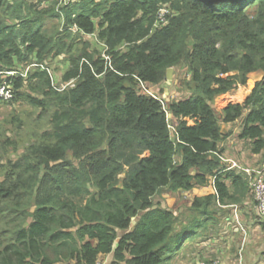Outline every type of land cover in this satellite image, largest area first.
<instances>
[{
	"label": "trees",
	"instance_id": "trees-1",
	"mask_svg": "<svg viewBox=\"0 0 264 264\" xmlns=\"http://www.w3.org/2000/svg\"><path fill=\"white\" fill-rule=\"evenodd\" d=\"M36 3L0 0V75L17 72L0 85L13 91L9 102L50 122L1 168L0 264H97L109 254L110 264H165L185 240L204 237L217 218L211 206L250 192L246 175L222 162L220 143L222 123L241 120L238 138L264 153V0ZM57 56L63 88L47 69ZM178 66L189 70L187 95L165 104L141 92ZM253 72L263 74L250 94L218 114L213 100ZM0 136L1 152L16 154L21 142ZM211 177L215 192L190 207L206 220L184 223L155 200Z\"/></svg>",
	"mask_w": 264,
	"mask_h": 264
},
{
	"label": "rangeland",
	"instance_id": "rangeland-1",
	"mask_svg": "<svg viewBox=\"0 0 264 264\" xmlns=\"http://www.w3.org/2000/svg\"><path fill=\"white\" fill-rule=\"evenodd\" d=\"M29 4H34L37 6L36 1L37 0H26ZM63 3H68L69 0H62ZM70 1H79V0H70ZM168 9V8H167ZM169 10V9H168ZM55 21L53 18L47 19V24L46 26L51 27L52 24H54ZM163 23V22H162ZM166 23V22H164ZM163 23V24H164ZM89 40H93L91 36H85ZM94 42L101 47V44L98 43L96 40ZM78 46V44H77ZM103 51V50H102ZM48 72L51 73L54 85H60L61 88L65 87L67 84L62 81V75L64 71L66 70V65L63 64V58L62 56H57L54 61L51 63V66H49ZM188 68L185 66H178V67H172V73H171V79L169 80L167 84V73L165 75V80L159 84V85H150L148 91H150L154 96L157 98H161L163 102L166 104L170 101L177 100L181 97H184L187 95V92L185 91L186 88L184 89L183 83L189 79V72ZM262 72H253L248 75L247 83L244 85H239L235 89L231 90L228 93L222 94L218 97H216L213 102H212V107L213 109L220 114L222 111V108H224L226 105L229 103H241L244 101V99L250 94L251 90L253 89L256 81L260 80L262 77ZM8 74H3L0 76H6ZM144 92L145 91H141ZM146 94V93H145ZM0 100V134L9 136L14 138L15 140H19L21 144H19L18 150L16 154L13 152L11 153L10 149L8 152H1L0 150V179L2 178V170L3 165L6 163V159L9 155H12L14 159L16 156L20 153H22V146L25 145L29 139L30 133L33 131H38L39 133L43 132L47 128H50V122L46 124L42 123V120H46V118L42 115H40V111L33 108L30 105L25 104L24 102H9L7 104H3ZM19 120L22 121V124H18L17 122H14L13 120ZM168 120L170 125H173L175 123V119L171 118L168 116ZM190 120V119H189ZM231 126V125H230ZM241 126V120H238L237 122H234L232 124V127H230L231 135L230 137L225 138L224 140L221 141L220 146L221 148H224L223 156L224 160H226V157L231 159L230 165L236 169L237 172H243L245 175L244 168H252L255 166H259L264 162V153L259 154L258 156H252L250 152V147H249V142L239 140L238 137L235 134V130L240 129ZM228 124H223L222 123V130H227ZM0 136V140H1ZM222 162L225 164V166H228L229 164L228 161H223ZM236 162V165H239L243 167V169H239L235 166H233V163ZM248 183H249V178L246 175ZM122 178V176H121ZM212 185H213V177L209 178ZM211 183L207 184L206 186L201 185V186H196L194 189H197L199 196H207L211 193H208L209 191H213L211 187ZM197 198L194 195V191L191 189L189 191L185 192H178V193H171V192H164L160 196H156L155 200L159 201L164 207L170 208L175 212V214L179 217L180 221L186 223L188 218L192 215L195 214L199 216V218H203L204 220L208 219L206 216H200L199 211H193L191 205L193 204V200ZM248 203H251L253 205V198L249 192L248 196L245 199ZM237 205V211L239 212L242 208L238 204ZM218 206V205H217ZM250 208V207H249ZM247 206H245L243 209L246 211V215L250 214L251 216V209H249ZM254 208V207H253ZM211 209H215V206H211ZM233 211L235 208H232ZM254 210V209H252ZM255 212V210H254ZM256 213V212H255ZM239 215V213H238ZM259 216V215H258ZM260 217V216H259ZM240 218V216H239ZM261 219H264L260 217ZM199 221H195L194 224H197ZM213 218L208 219L206 222V228L204 230V237H198L196 240L199 241L200 244H208L209 249L206 251L202 252V258L207 261L211 260H216L215 256H212L213 258H210L211 255H213V242L210 241L213 239V237L210 239H204L209 233L210 235H213ZM263 229V228H262ZM262 234H264V229L262 230ZM214 230L217 231L216 227H214ZM257 234V235H256ZM182 234L180 236V241L182 240ZM256 237L258 235L261 236V232L257 230L255 232ZM248 237V231H246V234L243 235V241H237L238 242V248L236 251H234V256L237 258L239 256V251L242 249V255L245 252V238ZM203 239V240H201ZM218 239V238H217ZM241 240V238H240ZM236 241V239H235ZM221 242V240H220ZM243 242V243H242ZM180 244V242H178ZM198 243V244H199ZM178 244V245H179ZM177 245V246H178ZM229 245V244H225ZM225 247L224 245H222ZM230 250L235 248V246L231 247L229 245ZM199 253V250L197 249L196 245H194V242L189 243L186 245V247L182 248L181 251L176 250L172 255L169 261H167L165 264H191L192 258L194 254ZM230 256V254L228 255ZM232 256V254H231ZM106 256H102L101 259H99L98 264H110V257L107 259L105 258ZM234 257V258H235ZM244 258V257H243Z\"/></svg>",
	"mask_w": 264,
	"mask_h": 264
},
{
	"label": "crops",
	"instance_id": "crops-1",
	"mask_svg": "<svg viewBox=\"0 0 264 264\" xmlns=\"http://www.w3.org/2000/svg\"><path fill=\"white\" fill-rule=\"evenodd\" d=\"M187 121H188V124H192V120L187 119ZM232 124L233 123L228 124V128H227L226 132L224 130L225 133L231 131L230 127H232ZM235 131H236L235 134L238 137L240 129H237ZM230 135H231V132H229V134H228V136H226V138L230 137ZM252 156H258V155L253 154ZM222 160L228 161V162L231 161V159H229L228 157H226V160H224V157H223ZM234 163H236V162H234ZM227 165H228L227 166L228 169H235L234 167L231 166L232 164L230 165V162ZM235 167H237L239 169L243 168L239 165H237ZM208 183L209 184L211 183L210 179H209ZM206 185H204V186H206ZM211 187H212L213 191H211V192L209 191L208 193L212 194L215 192L214 185H212V183H211ZM194 188L192 189L194 191V195L196 197H201V196H199L198 193H202V192H198V190L194 189ZM217 205L215 206L217 218L215 220H213V222L215 223V224H213V226L216 227L217 231L214 230V227H213V235H210V233H209L204 238V239H209V237H210V239H211L213 237V239H211L210 241L213 242V246H215V248H213V255H211L210 258H213L212 256H215V259L219 260L223 264H237L238 258H236L234 256V251H236V249L239 246L238 242L243 240V235H245L246 231H248V237L245 238V243H246L245 244V252L242 255L244 257L243 264H264V234H262V231H261L262 228L264 229V219H261L258 216V214L255 213L256 211L254 212V210H252V209H254L253 205L251 203H248L246 200H244L242 203L238 204L242 208L238 212L239 216H240V221H239L240 231H239V228L238 229L236 228L237 223H234V219L232 216L234 214L233 213L234 211L232 208L237 207V205H234V206L230 205V204L229 205H218V206ZM245 206H247L248 208L250 207L249 209H251V212H252L251 216H250V214H248V215L245 214L246 211H245V209H243ZM197 217H199V216H197ZM199 219H202V218H199ZM257 230L259 231V233L261 232V236L258 235L256 237L257 234L255 235V232ZM194 238L193 239L192 238L187 239V240H185V242L183 241L184 242L183 248L186 247V245H188L189 243L194 242V245H196L197 249L199 250V253L194 254L192 261H194V262L204 261V258H202L201 255H202L203 251H206L209 249V246H208V244H200L199 243L200 240L199 239H198L199 241L196 240V238H198L197 236H195ZM240 238H241V240H240ZM235 239H236V241H235ZM201 240H203V239H201ZM220 240H221V242H220ZM225 244H229L231 247L235 246V248L230 250L229 245H225ZM222 245H224L225 247H223ZM229 254H230V256H228ZM231 254H232V256H231ZM103 256H106L105 258L107 259V257L108 258L110 257V254L109 255H103ZM57 264H65V263H57Z\"/></svg>",
	"mask_w": 264,
	"mask_h": 264
},
{
	"label": "built area",
	"instance_id": "built-area-1",
	"mask_svg": "<svg viewBox=\"0 0 264 264\" xmlns=\"http://www.w3.org/2000/svg\"><path fill=\"white\" fill-rule=\"evenodd\" d=\"M167 13H168V10L166 8L161 9L159 12L158 20L163 23L166 22L165 15ZM16 73L17 72L15 71L6 72V74L8 75H14ZM25 74H26V71H24L22 75L24 76ZM149 86L150 85L146 83L145 84L141 83L140 85L141 89L145 91L146 94L154 96L150 91H148ZM12 98H13V91L9 87L5 86V84H1L0 85V99L4 101H8ZM233 166H237L236 163H233ZM244 171L249 178L248 185H249L250 194L253 198L254 210L260 217L264 218V162L260 164L259 166H255L252 168H244ZM233 213L234 214L232 216L234 219V223H237V227L236 226L235 227L238 229L240 226L239 225L240 218H239L236 207ZM239 231H240V228H239ZM241 251L242 249L238 253L239 256H237L238 258L237 264H243V261H244ZM191 264H223V263L220 262L219 260H211V261H196V262H192Z\"/></svg>",
	"mask_w": 264,
	"mask_h": 264
},
{
	"label": "water",
	"instance_id": "water-1",
	"mask_svg": "<svg viewBox=\"0 0 264 264\" xmlns=\"http://www.w3.org/2000/svg\"><path fill=\"white\" fill-rule=\"evenodd\" d=\"M166 73H167L166 79H167V84H168L169 80L171 79L172 68H168ZM120 185L121 184H118V186Z\"/></svg>",
	"mask_w": 264,
	"mask_h": 264
},
{
	"label": "bare ground",
	"instance_id": "bare-ground-1",
	"mask_svg": "<svg viewBox=\"0 0 264 264\" xmlns=\"http://www.w3.org/2000/svg\"><path fill=\"white\" fill-rule=\"evenodd\" d=\"M154 97H156V96H154ZM157 98V97H156ZM11 100V99H10Z\"/></svg>",
	"mask_w": 264,
	"mask_h": 264
}]
</instances>
